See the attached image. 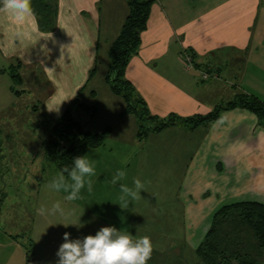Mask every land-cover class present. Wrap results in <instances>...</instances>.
I'll return each mask as SVG.
<instances>
[{"label": "crops", "instance_id": "1", "mask_svg": "<svg viewBox=\"0 0 264 264\" xmlns=\"http://www.w3.org/2000/svg\"><path fill=\"white\" fill-rule=\"evenodd\" d=\"M54 4L53 28L41 30L34 15L27 22L26 36H18L17 26L0 15V120L14 116L16 101L30 91L13 85L9 69L14 67L19 85L24 81L22 70L41 72L34 78L47 90L37 97L40 105L35 110L40 108L50 123L39 128L33 142L34 158L40 161L33 168L36 176L31 179L29 173L24 178L31 184L24 199L34 197L35 221H41L30 224L28 248L19 234L0 235V258L9 257L5 250L9 248L10 261L22 252L19 264H30L36 257L30 259L28 254L42 250L56 264L65 232L71 239H83L105 226L150 237L153 256L163 238L172 239L176 228L189 227L207 212L239 202L264 205V128L257 117L234 108L220 111L207 124L190 127L181 122L204 117L241 93L264 101V0H153L124 77L150 116L164 120L174 115L181 120L142 139L137 137L135 117L125 114L124 101L105 82L107 52L128 15V0H54ZM185 56L192 59L194 70L185 69ZM201 71L207 79L199 78ZM81 96L83 104L97 107L94 119L107 115L101 128L88 131H109L100 147L85 154L95 162L92 191L85 186L80 199L68 202L66 192L47 186L58 180V174L52 171L51 177L41 169L46 160L39 147L53 123ZM94 119L84 121L85 126ZM118 169L126 177L112 185ZM134 178L144 184L141 197L122 209L120 186L134 187ZM56 201L61 202L63 216L39 214L41 207L47 213ZM193 204H200L204 212L192 215ZM35 230H42L39 237Z\"/></svg>", "mask_w": 264, "mask_h": 264}, {"label": "trees", "instance_id": "2", "mask_svg": "<svg viewBox=\"0 0 264 264\" xmlns=\"http://www.w3.org/2000/svg\"><path fill=\"white\" fill-rule=\"evenodd\" d=\"M53 1L31 0L34 15L38 17L39 26L43 31L53 28L55 14ZM152 3L153 0H128V15L107 52L109 69L105 82L111 93L124 101L125 114L135 117L139 139L181 120L174 115L164 120L150 116L143 101L124 77L128 61L139 46L140 34L146 28ZM93 73L94 70L90 72L89 77ZM9 75L13 85L20 83L17 68L11 67ZM74 108L84 113L86 122L94 119L97 114L96 106H87L79 102L77 97L51 126L50 133L42 141L41 147L45 160L54 163L58 173L65 167L70 169L75 157L83 156L88 150L100 147L109 131L108 129L101 133L88 131L84 119L74 117ZM234 108L251 112L264 128V102L254 95L242 93L232 101L215 107L204 117L187 118L181 122L190 127L207 124L214 121L220 111ZM64 175L68 176L66 172ZM195 254L198 264H261L264 261V205L256 202H239L219 209L214 214L211 226Z\"/></svg>", "mask_w": 264, "mask_h": 264}, {"label": "rangeland", "instance_id": "3", "mask_svg": "<svg viewBox=\"0 0 264 264\" xmlns=\"http://www.w3.org/2000/svg\"><path fill=\"white\" fill-rule=\"evenodd\" d=\"M99 62H101L100 64L102 65L101 69H104L105 66L102 60H99ZM194 69L193 67L192 70ZM202 72L203 71L199 72L200 76ZM22 73H24L23 83L21 85H19V83L15 86L17 89H20L21 86H25L30 91L23 99L16 101V113L14 116L11 118L1 116L0 120V235L3 236V234L6 233L13 235L19 234L21 242L28 248L32 230L30 224L32 221H34V223H39L41 218L35 221L37 220V214H34L36 212V209L33 208L36 202L34 197L24 199L31 185L29 181L24 182V178L29 173L31 174V179L36 176L33 168L39 167L40 161L39 158H34L33 153L37 148L33 142L38 138L39 128L46 124L47 126L44 128H48L50 123H48L47 117L40 111V108L37 111L35 110L40 105L37 97L47 90L43 81L34 78L35 76H42L41 72L26 68L22 70ZM200 76L199 78L201 79ZM39 86H41L42 90L40 92L37 90ZM83 96L79 98V102L81 103H83L84 100ZM103 108H105L104 105ZM73 115L76 119L80 117L84 119L83 121L87 120L86 117H84V113L80 112L77 108L73 109ZM98 116L97 119H94V121L86 126L87 130H91L94 126L99 125V128H101L104 125L107 120V115L98 114ZM147 125L146 123L145 126ZM45 132L46 131H44V133ZM49 133L50 130H48L45 138L48 137ZM40 142H42V140H40ZM39 150L43 149L39 147ZM41 169H45L47 175H51V177L53 175L52 171L55 172L54 174H59L56 171L54 163L49 161H44L41 165ZM31 179L28 178V180ZM193 206L195 209L193 213H191L192 215L199 216L204 212V210L201 211L202 206L200 204H193ZM215 213L207 212L206 217H203L200 221L192 222L187 228H176L175 236H171L172 239L163 238L164 242L160 244L161 249L151 257L147 264H197L198 259L195 252L203 241L206 230L211 226ZM29 217H31L32 220H30ZM41 232L42 230H40V232L35 230L34 236L39 237ZM77 235L79 236V234ZM77 235L74 234L73 236L76 237ZM5 250H7L6 254L9 257L5 260L2 256V258H0V264H6V261L9 262L8 264H19L21 260L19 255L24 259V254L20 252L17 254L15 253V259L10 261V253L13 251L9 248ZM35 252V250L32 253L28 252V257L30 259L32 255L34 258L36 257V260L30 264H53V260L49 258L45 251L38 250L36 253ZM261 264H264V261Z\"/></svg>", "mask_w": 264, "mask_h": 264}, {"label": "clouds", "instance_id": "4", "mask_svg": "<svg viewBox=\"0 0 264 264\" xmlns=\"http://www.w3.org/2000/svg\"><path fill=\"white\" fill-rule=\"evenodd\" d=\"M0 15L7 17L17 26V35L26 36L27 22L34 16L31 0H0ZM68 174L66 180L64 173ZM96 175L95 162L86 155L73 159V165L69 169L65 167L59 174L58 180L53 181L48 187L57 192L63 190L67 193L64 200L73 202L81 198V190L87 186L92 191L93 181L91 177ZM126 177L124 170L118 169L110 183L115 185L118 180ZM130 187L121 184L120 195L122 209L127 208L132 201L140 199L144 184L140 179L134 178ZM59 213L64 215V209L60 201L52 204L46 213L45 208L39 209V214ZM64 242L60 245L56 255L59 260L56 264H147L151 259L153 245L148 236H133L128 232L118 230L114 226L100 228L94 235L89 234L83 239H71L70 233H64Z\"/></svg>", "mask_w": 264, "mask_h": 264}, {"label": "built area", "instance_id": "5", "mask_svg": "<svg viewBox=\"0 0 264 264\" xmlns=\"http://www.w3.org/2000/svg\"><path fill=\"white\" fill-rule=\"evenodd\" d=\"M184 60H185V69L192 70L193 69L192 59L189 56H185ZM200 77L202 80H205L208 78V74L206 72H202Z\"/></svg>", "mask_w": 264, "mask_h": 264}]
</instances>
